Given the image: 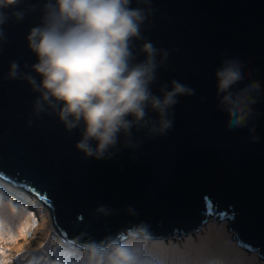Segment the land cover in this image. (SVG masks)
Masks as SVG:
<instances>
[{
	"label": "water",
	"instance_id": "1",
	"mask_svg": "<svg viewBox=\"0 0 264 264\" xmlns=\"http://www.w3.org/2000/svg\"><path fill=\"white\" fill-rule=\"evenodd\" d=\"M30 4L35 11H27ZM131 6L151 10L133 51L142 61L146 41L159 50L152 91L162 95L161 86L170 89L173 80L194 90L177 97L173 126L164 134L134 128L131 137L121 135L112 158L86 157L76 147L82 127L69 132L51 109L35 111L40 93L26 77H40L31 71L37 56L27 36L41 23L43 0H24L25 18L9 19L7 41H0V177L43 202L60 237L81 250L142 222L150 225V240H168L199 232L213 218L227 221L239 247L264 257V0ZM227 60L239 61L244 72L231 93L261 85L245 127L230 126L240 101H225L218 90L216 73ZM12 61L16 78L9 77ZM149 115L158 119L151 109ZM100 205L108 206L105 213Z\"/></svg>",
	"mask_w": 264,
	"mask_h": 264
},
{
	"label": "clouds",
	"instance_id": "2",
	"mask_svg": "<svg viewBox=\"0 0 264 264\" xmlns=\"http://www.w3.org/2000/svg\"><path fill=\"white\" fill-rule=\"evenodd\" d=\"M23 3L0 0V41H7L3 25L9 19L25 18L26 10L20 7ZM131 4L132 0H43L41 23L27 36L29 48L37 56L31 71L40 77L39 81L30 73L26 77L40 93L35 101L36 113L51 109L69 132L82 127L76 147L97 160L112 158L121 135L131 137L134 128L166 133L173 126L170 110L179 102L177 97L194 94L177 80L171 82L170 89L162 85V95L152 91L151 86L157 82L159 50L146 41L141 48L145 55L142 61L133 51L134 41L142 39L141 26L151 10ZM9 8L13 9L11 14L5 11ZM35 10V4L27 8ZM167 56L165 51L163 58ZM18 69V63L12 61L9 77L16 78ZM216 75L224 100L235 97L240 101L230 126H247L253 115L252 105L257 102L253 93L260 90V83L231 93L230 89L244 79L243 66L235 60L225 61ZM149 109L158 119L149 115ZM131 146L132 141L127 139L124 147ZM107 208L100 205L97 211L105 213ZM128 210L135 213L131 206ZM150 238V225L142 222L115 237L86 243L81 264H156L147 250Z\"/></svg>",
	"mask_w": 264,
	"mask_h": 264
},
{
	"label": "rangeland",
	"instance_id": "3",
	"mask_svg": "<svg viewBox=\"0 0 264 264\" xmlns=\"http://www.w3.org/2000/svg\"><path fill=\"white\" fill-rule=\"evenodd\" d=\"M9 190V189H8ZM0 192V264H63L54 260L44 249L39 256H28V261L16 263L27 253L36 251L42 237H50L52 213L36 212L25 198L2 196ZM39 227V229H38ZM42 231V232H41ZM52 231V228H51ZM47 232V233H46ZM235 231L227 221L210 218L199 232L181 238L149 240L147 250L156 264H264L259 252H248L233 240ZM239 242V241H238ZM73 264H80L79 259ZM72 264V263H64Z\"/></svg>",
	"mask_w": 264,
	"mask_h": 264
},
{
	"label": "trees",
	"instance_id": "4",
	"mask_svg": "<svg viewBox=\"0 0 264 264\" xmlns=\"http://www.w3.org/2000/svg\"><path fill=\"white\" fill-rule=\"evenodd\" d=\"M1 191L3 192L1 194L2 196L13 195V197L15 198H18V197L25 198L26 200L29 201L30 205L33 206L35 213L45 211V204L41 202L36 196H34L32 193L24 189L15 188L13 185H11L10 183H8L2 178H0V192ZM51 228H52V231H51ZM49 235H50L49 238L45 236L44 238L42 237L41 240L36 241L35 245L39 244L37 248H40V249H37L36 251L31 252V253H27L24 258L16 259L15 262L22 263V261H28L29 257H27V255L38 257L39 253L41 255L42 253H44V251H46V254L48 252V254H50L49 256L52 257L54 260L56 261L59 260L63 264L64 263L73 264L74 263L73 260L75 259H79V262H81L82 250L72 245H69L68 243L63 241L53 226L52 227L50 226ZM42 249H44L43 252L41 251Z\"/></svg>",
	"mask_w": 264,
	"mask_h": 264
}]
</instances>
